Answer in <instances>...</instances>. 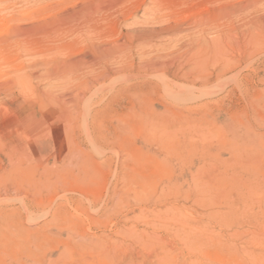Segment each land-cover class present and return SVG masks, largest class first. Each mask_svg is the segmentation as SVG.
Masks as SVG:
<instances>
[{
  "label": "rangeland",
  "instance_id": "rangeland-1",
  "mask_svg": "<svg viewBox=\"0 0 264 264\" xmlns=\"http://www.w3.org/2000/svg\"><path fill=\"white\" fill-rule=\"evenodd\" d=\"M82 9L100 26L72 42ZM263 25L264 0H0V264H264ZM95 45L121 72L69 79Z\"/></svg>",
  "mask_w": 264,
  "mask_h": 264
},
{
  "label": "bare ground",
  "instance_id": "bare-ground-1",
  "mask_svg": "<svg viewBox=\"0 0 264 264\" xmlns=\"http://www.w3.org/2000/svg\"><path fill=\"white\" fill-rule=\"evenodd\" d=\"M127 1V0H126ZM142 1H144V0H142ZM251 1V0H250ZM133 2V1H132ZM141 3V2H140ZM224 3V2H223ZM250 3V2H249ZM139 4V3H138ZM141 5V4H140ZM243 5V4H242ZM249 5H251V3L249 4ZM124 6V5H123ZM246 7L248 6V5H245ZM254 7H255V5H253ZM260 6V5H259ZM117 7V6H116ZM241 8H244L243 6H240ZM245 7V8H246ZM113 8V7H112ZM111 8V9H112ZM119 8V7H118ZM257 8V7H256ZM114 9H115V7H114ZM237 7H236V11H237ZM248 9V8H247ZM85 11H87L88 9H84ZM83 9L81 10V11H79V12H76L75 14H71L70 16H69V19H70V24H69V26H70V28H69V35H70V37H73L72 38V42L75 40L76 41V39L77 38H83V37H86V36H84L85 34L86 35H88V33H89V31L91 30V31H93V32H96L97 33V31H98V29H99V18L98 19H92V18H89V17H87V13L84 11ZM119 10V9H118ZM132 10V9H131ZM242 10H244V9H242ZM241 9H240V11H242ZM109 12V11H108ZM225 12V14H227L226 12L227 11H224ZM223 12V13H224ZM231 12V11H230ZM243 12H245V11H243ZM129 13H131V12H129ZM232 14H233V12H232ZM231 14V15H232ZM240 14V13H239ZM110 15H112V14H110ZM125 15V14H124ZM129 15V14H128ZM222 15V14H221ZM230 15V14H229ZM116 16V15H115ZM235 16V15H234ZM238 16V15H237ZM68 17V16H67ZM121 18L122 17H124V16H120ZM164 17V16H163ZM226 17V19H227V16H225ZM228 17H230V16H228ZM162 18V17H161ZM166 18V17H165ZM203 18V17H202ZM239 18V17H238ZM116 19V18H115ZM118 19V18H117ZM120 19V18H119ZM126 19V18H125ZM124 19V20H125ZM200 19V18H199ZM225 19V20H226ZM156 20H158V19H156ZM155 20V21H156ZM162 20V19H161ZM161 20H159L160 22H161ZM204 20H205V18H204ZM223 20V19H222ZM200 21V20H199ZM236 21H238L237 19H236ZM205 22H206V20H205ZM223 22V21H222ZM243 22V21H242ZM249 22V21H248ZM112 23V22H111ZM110 23V24H111ZM150 23V22H149ZM154 23V22H153ZM200 23V22H199ZM198 22L196 23V25L198 24L199 26H200V24H199ZM207 23V22H206ZM221 23V22H220ZM255 23V22H254ZM151 24H152V22H151ZM157 24H159V23H157ZM194 24V23H193ZM205 24V23H204ZM214 24V23H213ZM229 24V23H228ZM240 24V23H239ZM256 24V23H255ZM134 25V24H133ZM196 25H195V27H196ZM203 25V24H202ZM264 26V25H263ZM261 27V29L262 28H264V27ZM147 27V26H146ZM158 27H160V26H158ZM169 27V26H168ZM224 24H221V26H220V29L223 31L224 30ZM113 28V27H112ZM139 28V27H138ZM151 28V27H150ZM152 28H153V26H152ZM151 28V29H152ZM156 28H157V26H156ZM166 28V27H165ZM164 28V29H165ZM216 29V28H219L217 25L216 26H214V25H212V26H204V27H200L199 29L197 28V29H195V30H193L192 32H187L188 34L187 35H189V43H188V45L192 48H194L192 51H191V53H190V56H188L189 57V59L187 58V66H186V68H183V69H181L180 71L182 72V77H185V78H188V77H190V78H192V77H194L195 75H198V76H201V75H203L204 74V72L205 73H207L206 71H205V68H206V65L212 60V55L213 54H211L210 52H209V48L212 46V44H213V41H215L216 42V40H212L213 39V37L215 36H213L212 38L210 37H208L209 36V34H210V32H211V30H213V29ZM133 29V28H132ZM145 29V28H144ZM164 29H159V30H157V31H154V32H151V33H149L148 32V34H146L145 32V34H144V36H146L147 38L145 39V41H146V43L150 46L149 48L150 49H152V50H156L157 51V53L159 52V51H163V50H166L167 48H168V46H169V41H171L172 39H173V37H176L175 36V34H173V32L171 33V31L170 30H168L167 28L164 30ZM173 29V28H172ZM181 29V28H180ZM184 29V28H183ZM111 30H113V29H111ZM116 30V29H115ZM114 30V31H115ZM136 30V29H135ZM138 30H142L141 28H139ZM175 30V29H174ZM187 30V29H186ZM220 30V31H221ZM180 31V30H179ZM184 31V30H183ZM128 32H129V30H128ZM132 32H133V30H132ZM115 33V32H114ZM186 33V32H185ZM216 33V32H215ZM99 34V33H98ZM123 34V33H122ZM14 35H16V34H14ZM127 35H129V34H127ZM186 35V34H185ZM107 36V35H106ZM141 36H143V35H141ZM226 36V35H225ZM225 36H223V37H225ZM128 37V36H127ZM130 37V36H129ZM227 37V36H226ZM132 38V37H131ZM138 38H139V36H138ZM218 38V37H217ZM115 39V38H114ZM142 39V38H141ZM227 39V38H226ZM70 40V39H69ZM69 40H68V42H69ZM85 40V39H84ZM91 40V39H90ZM176 40V39H175ZM219 40V39H218ZM225 39H223V41H224ZM83 41V40H82ZM87 41L88 40H86V43H87ZM141 42H142V40H140ZM90 42V41H89ZM91 42H93V41H91ZM95 42V41H94ZM99 42V41H98ZM98 42H96V43H98ZM120 42V41H119ZM172 42V41H171ZM220 42V41H219ZM145 43V46L147 45ZM215 44V43H214ZM68 45V44H67ZM115 45H117V44H115ZM187 45V44H186ZM98 47H96V45L94 46V48H93V51L95 52V57H92V58H95V59H92V58H72V59H70L69 60V62L68 63H66V64H64L65 65V69L63 70V72H65L66 73V75L67 76H69V79H87V78H91V79H97V78H99V77H113V76H116V75H118L120 72H121V70H120V68L119 67H116V65H118L119 66V63H117L120 59H122L123 60V58L125 59L126 57H127V59H129L128 58V54H127V48L124 50V48L122 49H120L119 47H102V46H100V45H97ZM136 47H137V45H135ZM145 46H142L141 48H140V52H139V54H138V56L139 57H142L143 55V53H144V50L146 49V48H143V47H145ZM90 47V46H89ZM135 47V48H136ZM140 47V46H139ZM138 47V48H139ZM138 48H136V49H138ZM148 48V49H149ZM189 48V47H188ZM173 50V49H172ZM213 50V49H212ZM218 50V49H217ZM222 50V49H221ZM220 50V51H221ZM225 50V49H224ZM78 51V50H77ZM77 51H74L75 53L77 52ZM211 51V50H210ZM73 52V53H74ZM192 52H194V53H192ZM212 52H214V50L212 51ZM222 52V51H221ZM87 53H88V51H87ZM130 53H137V52H133V51H130ZM156 53V54H157ZM196 53V54H195ZM84 54V53H83ZM155 54V53H154ZM176 54V53H175ZM215 54H216V52H215ZM214 54V55H215ZM76 55V54H75ZM173 55V54H172ZM138 56H136L137 58H138ZM153 56V55H152ZM221 56V55H220ZM222 56H224V55H222ZM82 57V56H81ZM88 57V56H87ZM129 57H131V55L129 56ZM135 57V58H136ZM176 57H177V55H176ZM181 57V56H180ZM180 57H178V58H180ZM146 58V57H145ZM169 58V57H168ZM173 58H174V56H173ZM214 58V57H213ZM217 58V57H216ZM220 59L219 60H221V58L222 57H219ZM140 60V59H139ZM172 60V59H171ZM216 60V59H215ZM223 60H224V58H223ZM158 61H160L159 59H158V57L157 58H155L154 59V61H151L146 67L151 71V73H154V75H155V73H157L158 72V68L160 67V65L161 64H159L158 63ZM213 61H214V59H213ZM138 63H140L139 61H137ZM145 62V61H144ZM212 62V61H211ZM65 63V62H64ZM121 63V62H120ZM176 63H177V61H176ZM222 63V62H221ZM62 64V63H61ZM166 64V63H165ZM179 64V63H178ZM63 65V64H62ZM144 65H146V64H144ZM167 65H168V63H167ZM184 65V64H183ZM136 66V65H135ZM139 66H141V65H139ZM163 66V65H162ZM176 66V65H175ZM222 66V65H221ZM224 66H225V64H224ZM224 66H223V68H224ZM64 66H62L61 68H63ZM142 67H144V66H142ZM164 67V66H163ZM168 67H169V65H168ZM180 67V66H179ZM181 68V67H180ZM142 69H144V68H142ZM177 69V68H176ZM222 69V68H221ZM220 69V70H221ZM128 70V69H127ZM141 70V69H140ZM207 70V69H206ZM160 71V70H159ZM177 71H178V69H177ZM179 71V72H180ZM223 71V70H222ZM173 72V71H172ZM177 73V72H176ZM220 73V72H219ZM53 74V73H52ZM218 74V73H217ZM16 77V76H15ZM103 79V78H102ZM184 79V78H183ZM206 79V78H205ZM4 220V219H3Z\"/></svg>",
  "mask_w": 264,
  "mask_h": 264
}]
</instances>
